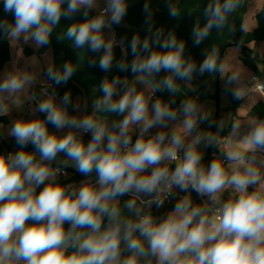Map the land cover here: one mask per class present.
I'll return each mask as SVG.
<instances>
[{"label": "clouds", "instance_id": "obj_1", "mask_svg": "<svg viewBox=\"0 0 264 264\" xmlns=\"http://www.w3.org/2000/svg\"><path fill=\"white\" fill-rule=\"evenodd\" d=\"M237 4L210 0L193 45ZM0 11V35L36 48L73 21L57 41L98 54L87 65L105 73L90 100L47 85L38 96L37 73L0 77V143L15 146L0 150V264H264V119L252 120L238 150L205 163L216 138L200 126L215 122L194 99H175L178 81L216 69L215 49L197 67L183 40L154 30L146 4L145 37L133 35L132 59L117 60L124 38L113 26L128 0H0ZM169 15L177 10L169 6ZM77 71L71 61L52 62L43 75L58 88ZM165 92L173 98L156 97ZM26 104L31 115L5 132L2 118ZM69 169L84 179L65 182ZM166 202L171 208L159 211Z\"/></svg>", "mask_w": 264, "mask_h": 264}, {"label": "trees", "instance_id": "obj_2", "mask_svg": "<svg viewBox=\"0 0 264 264\" xmlns=\"http://www.w3.org/2000/svg\"><path fill=\"white\" fill-rule=\"evenodd\" d=\"M210 0H128V12L123 22L119 26H113V31L117 40L124 38V43L120 47L114 49L117 60L130 61L131 55L128 54L127 42L131 40L133 35H139L143 39L146 35L147 25L145 23L146 14L144 7L148 5V11L152 17V24L154 30H162L164 35L169 33L176 36L177 40L185 42V56L190 58L193 63L199 67L203 60L212 53L213 49L216 51V69L204 74L194 73L193 79L190 82L178 81L181 90L176 94L175 99L177 104L184 99H194L200 106L203 102L217 99L215 92L218 81V73L220 70L221 60L224 57L229 47L238 46L241 49L244 62L250 66L255 75L259 78L264 86V71L259 68V58L255 52L248 48L252 42L264 41V5L262 9L257 12L255 19L257 27L253 31H247L243 27L244 17L248 11L250 0H238L237 7L229 14L226 23L220 28H213L207 39H205L199 46H194L192 42V30L195 26H203L206 22L204 9ZM169 6L177 10V16L169 15ZM93 11L91 15H95ZM0 15H3L0 11ZM82 17L77 16L76 21L81 20ZM73 21L62 20L61 25L54 31L52 41L49 47L40 48L36 52L26 46L24 52L27 56L35 53L42 55L47 49H53L54 62L57 67L65 61H71L78 66L76 74L68 81L67 84L61 85L55 90L59 95H63L65 91H70L73 98L76 99L80 95H84L86 99H91L99 93L96 91L100 80L105 76L98 67H89L87 59L96 58L98 54L87 52L86 50H74L71 46V41L62 40L57 41L56 37ZM81 55L78 58L77 52ZM11 59L10 40L0 35V73ZM109 78L116 75L115 69L108 74ZM121 77H131L128 73H119ZM39 94V91H38ZM232 99L231 111L233 113V122L236 117V109L240 104L239 97L235 94L233 88H230ZM157 98H163L165 101L172 99L168 93H157ZM253 115L257 119H264V101L256 104L252 109ZM42 118V116H41ZM232 122V123H233ZM232 124L229 126H215L212 129V136L218 134L227 136ZM50 130L51 125H49ZM14 142L7 140L0 143V150H14ZM29 150L31 148L29 147ZM212 148L209 149V154ZM208 154V155H209ZM70 174L74 175V181L79 182L84 179L74 170H69ZM67 179L65 182H69Z\"/></svg>", "mask_w": 264, "mask_h": 264}, {"label": "crops", "instance_id": "obj_3", "mask_svg": "<svg viewBox=\"0 0 264 264\" xmlns=\"http://www.w3.org/2000/svg\"><path fill=\"white\" fill-rule=\"evenodd\" d=\"M245 18L246 16L244 17V22H245ZM254 29H248V30L246 29V30L253 31ZM26 46H28L35 52L40 49V48H36L33 44H29V43L24 44L22 41L16 42V41L10 40L11 59L6 64L4 69L1 71L0 77L7 75L9 73L24 72V71L37 73L39 76L38 82L32 90L35 91L36 94L39 96L38 85L39 83H42L46 79V77L43 75V71L48 65H44V67H42L43 66L41 64L42 55L40 54L35 53L31 56H27L24 52V48ZM235 47L240 48L238 46H235ZM248 48L255 52V55H257V57L259 58V61H261V63L259 64V68L262 71H264V41L252 42L248 45ZM226 54H228V51L225 53V55ZM225 55L222 58L221 63L224 62L225 57H226ZM223 75L224 73L221 69L220 81L222 80ZM254 75H255L254 70L244 62L242 54H239L238 56L237 65H233V64H230V62H227V66L225 69V76H226V81H227L225 91L230 96L229 97L230 107H228V114L230 115V118L228 117L229 123H225L224 126H229L230 124H232V127L226 136L227 137L226 143L221 149L222 154L226 153L227 151L238 150L235 146V141L239 139L240 135H243L244 133L247 132L248 128L251 125L252 120L257 119L253 115L252 109L256 104H258L261 101H264V91H258L254 93L251 92V88L248 86L249 78L250 76L253 77ZM230 88H233L235 94L241 100L238 108L236 109V117H235L234 122H233V113L230 109L232 106ZM215 90H216L215 92L217 93V87ZM30 107L31 106L26 104L23 111L21 112L13 111L11 115H9L8 117L2 118L3 123L6 126L4 131L6 132L7 126L10 124L12 120L16 119L18 116H24L25 118H28L31 115ZM234 125L237 126V132L235 134H234V128H233ZM211 135H212V130H211ZM7 140L9 139H5L4 141H7ZM208 154H209V150H207V154L205 156V161H204L205 163H208L207 162ZM227 196H228V193L225 192L224 198H227ZM193 197L195 199V194H193ZM170 208L171 206L165 205V207L163 209H160L159 211L163 212Z\"/></svg>", "mask_w": 264, "mask_h": 264}, {"label": "rangeland", "instance_id": "obj_4", "mask_svg": "<svg viewBox=\"0 0 264 264\" xmlns=\"http://www.w3.org/2000/svg\"><path fill=\"white\" fill-rule=\"evenodd\" d=\"M101 4H102V0H101ZM263 5H264V0H250L248 11L245 15L246 16L245 22L243 21V27L245 29L247 30L254 29L256 27L257 22L255 19V15L257 14V12H259L262 9ZM107 34L108 33L106 30V35ZM29 44H32V42L30 41ZM227 51H228V54L225 55L226 57H225L224 62L220 64V70L222 69L224 75L222 76V80L220 81V86H219V118H218L219 127L224 126L225 123H229L228 119L230 118V115L228 114V107H230V98H229L230 96L225 91V87L227 83L226 76H225V69L227 66V62H230V64H233V65H237L238 56L239 54H242L240 48H237L235 46L229 47ZM41 60H42L41 64L43 65L42 67H44V65H49L50 63L54 62L53 49L51 48L47 49L46 52L42 54ZM251 79L252 77L250 76L249 81ZM40 84L41 83H39V85ZM248 86L250 87V85ZM138 87L140 86L138 85ZM251 92L253 93L258 92V90L251 89ZM77 98L86 99L84 95H80ZM201 109L204 113L209 115L210 120L212 121L215 119L217 111H218L217 102L214 100L206 101L201 105ZM37 115H41V114H37ZM200 127L202 131L211 134L212 127L209 124H202Z\"/></svg>", "mask_w": 264, "mask_h": 264}, {"label": "built area", "instance_id": "obj_5", "mask_svg": "<svg viewBox=\"0 0 264 264\" xmlns=\"http://www.w3.org/2000/svg\"><path fill=\"white\" fill-rule=\"evenodd\" d=\"M42 85H47L49 86V91H52L53 89H56V87L54 85H51V83L49 81H47V78L39 85L38 87V91H39V95H40V88ZM249 85L250 88L253 90H258V91H264V86L263 84L260 82L259 78L254 75L252 77V79L249 81ZM89 137H85V139H88ZM216 138V144L212 147V150L210 152V154L208 155V160L207 162H210L212 159L214 158H222V153H221V149L224 146V144L226 143L227 137L226 136H222L221 134H218L215 136ZM68 179L71 181H74V175L70 174ZM165 205L171 206V204L167 203Z\"/></svg>", "mask_w": 264, "mask_h": 264}, {"label": "water", "instance_id": "obj_6", "mask_svg": "<svg viewBox=\"0 0 264 264\" xmlns=\"http://www.w3.org/2000/svg\"><path fill=\"white\" fill-rule=\"evenodd\" d=\"M220 73H221V70H219V73H218V81H217V99H216V102H217V106H218V111H217L216 117L214 119L215 126H218V118H219V86H220Z\"/></svg>", "mask_w": 264, "mask_h": 264}]
</instances>
